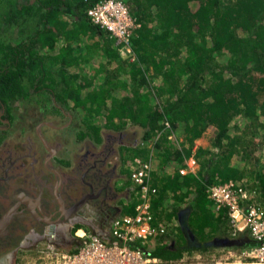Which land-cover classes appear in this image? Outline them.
Listing matches in <instances>:
<instances>
[{
  "label": "trees",
  "instance_id": "trees-1",
  "mask_svg": "<svg viewBox=\"0 0 264 264\" xmlns=\"http://www.w3.org/2000/svg\"><path fill=\"white\" fill-rule=\"evenodd\" d=\"M126 2L141 23L132 40L133 59L90 20L84 0L12 1L3 23L19 25L31 17L36 26L28 36L0 44V107L48 91L73 114L103 115L116 128L143 126L142 138L152 146H127L132 154L123 159L147 158L151 151L157 157L153 209L157 219L170 220L177 229L151 247L162 263L186 252L246 244L244 237H231L226 211L215 208L207 185L233 178L257 187L264 201V169L245 177L249 155L238 124L232 126L242 116L264 139V0ZM89 32L102 38L81 53L76 46ZM94 46L111 64L100 63L108 70L97 84L69 69L82 56L89 59ZM167 120L183 138L180 147L168 142ZM88 124L97 136L100 127ZM209 125L217 127L214 139L197 144ZM191 155L200 163L198 175H182L179 168Z\"/></svg>",
  "mask_w": 264,
  "mask_h": 264
},
{
  "label": "built area",
  "instance_id": "built-area-1",
  "mask_svg": "<svg viewBox=\"0 0 264 264\" xmlns=\"http://www.w3.org/2000/svg\"><path fill=\"white\" fill-rule=\"evenodd\" d=\"M84 1L88 3L86 12L90 20L133 54L132 40L141 23L130 11L126 0ZM165 128L171 130L170 138H176L168 120ZM140 143L146 142L141 140ZM184 162L179 168L182 175H198L200 163L194 155L186 157ZM152 170L153 151L147 158L136 156L129 164L136 198L134 212L112 218L107 231L78 228L74 234L77 242L73 246L49 244L43 250L41 264H162L160 257L150 254L151 247L162 237H172L174 223L156 218L153 198L158 187L152 181ZM207 194L217 210L226 211L232 226L231 237L248 236L246 244L227 246L222 250V256L264 261V201L258 188L227 178L208 184Z\"/></svg>",
  "mask_w": 264,
  "mask_h": 264
},
{
  "label": "flooded vegetation",
  "instance_id": "flooded-vegetation-1",
  "mask_svg": "<svg viewBox=\"0 0 264 264\" xmlns=\"http://www.w3.org/2000/svg\"><path fill=\"white\" fill-rule=\"evenodd\" d=\"M10 103L9 108L0 107V138L11 124ZM59 111L67 114L63 108ZM66 123L41 119L27 140V148L19 142L12 146L0 142V217L11 212L6 231L0 234V264H22L25 255H33L34 264H41L39 260L49 244L73 246L77 242L74 227L83 218L84 209H97L100 196V205L111 198L114 171L109 135L99 150L87 144L69 172L52 165L53 151L40 135L48 141L49 130L67 127ZM36 139L45 152H39L38 145L35 148Z\"/></svg>",
  "mask_w": 264,
  "mask_h": 264
},
{
  "label": "rangeland",
  "instance_id": "rangeland-1",
  "mask_svg": "<svg viewBox=\"0 0 264 264\" xmlns=\"http://www.w3.org/2000/svg\"><path fill=\"white\" fill-rule=\"evenodd\" d=\"M12 1L14 0L0 1V44L3 42L20 40L21 38L28 36V34H31L35 30L36 20L35 18L31 17L28 18V20L21 22L19 25H16L15 23H3V12L9 8ZM101 38L102 37L99 35H93L91 37V32H89L88 34H82L80 43L76 46V50L84 53L87 44H90L94 40L100 41ZM63 42L64 40L61 39L60 44H62ZM96 48L98 47L94 46L90 51L92 52V55L89 59H85V57L82 56L80 60L77 63L71 65L69 69L74 72H79L81 76L87 77L97 84L104 80L105 74L108 70L107 68L106 70L102 69L100 67V63L104 62L105 65L108 66H110L111 64L109 65V62L105 58V56H103L98 49L96 50ZM58 51L59 49L52 51V53ZM47 52L51 53V51L49 50ZM125 52L126 54H128V56H131L132 59L135 57L128 51L125 50ZM263 99L264 96L260 98V100ZM59 105V103H55L52 94L48 91H33L28 97H22L12 101L10 103V107L12 108L10 112L11 124L8 126L6 132L3 133L2 137L0 138V142H3L4 146H6V143L11 144L12 146L13 144H15V142H19L20 146L23 145L27 148V140L29 139V136L33 134L34 126H36V124H38L41 119H46L49 122H54L57 124L67 122L65 126L69 124L67 127L63 126L59 130L55 131V134L60 136L58 140L64 138L65 140H68V143L72 142V144L76 146L73 148H68L71 149V152L70 157L67 160H69L73 164L81 155V152H83V150L87 148V144H89L90 146L94 144L96 146V150H99L105 143L106 135H109V137H111V148L113 149V152L111 154V166H113L115 162H113V156L115 155V153L119 152L120 154V151L124 150L123 147L119 146L120 139L129 143H133V146L144 145L140 143L141 140H144L142 138L144 131L143 126L139 124L130 123L125 127L116 128L111 123H109L103 115L88 116L85 114L86 116H81L77 113L73 114L71 110H65L67 114H62L59 111V109L61 108ZM89 122L100 127L97 136L92 131H90L88 124ZM236 123L238 124L237 131H239L241 134L238 132L237 133L242 135L244 138L241 146L249 155L246 165L247 169L245 168V177L249 178L257 176L256 174L259 172V170L264 169V139L261 137V133L258 132V134H256L253 131L256 130V126H249V120H247L246 118L237 116L233 121L232 126ZM216 132L217 127L215 125H209L204 135L205 140L200 139L199 142H201L202 145H210L209 142L214 139ZM37 139L36 141H34L35 148H37L38 145V151L45 152L43 149L44 147L39 144V141ZM182 140V137H178L176 135V138H170L168 142L180 147ZM47 143L48 145L50 144L49 141H47ZM149 143H151V140L148 142L146 141L145 144ZM196 143H198V140ZM125 151L126 157L129 158L132 152H129L127 149H125ZM58 153V155H61L65 153V151L59 150ZM150 155H152V151ZM153 156L155 162V155L153 154ZM224 172H227V169H225ZM101 200L102 196L98 198L97 205H100L99 203ZM107 201L108 200L106 199L105 202L107 203ZM226 247L227 246L215 247L210 252H201L199 250L186 252L179 260L162 264H224L227 262L229 263L235 261L236 259H227L222 256V250ZM41 260L42 259H40L39 261L41 262ZM244 261L247 262L246 260ZM35 262L36 259L33 255H25L22 264H34Z\"/></svg>",
  "mask_w": 264,
  "mask_h": 264
},
{
  "label": "crops",
  "instance_id": "crops-1",
  "mask_svg": "<svg viewBox=\"0 0 264 264\" xmlns=\"http://www.w3.org/2000/svg\"><path fill=\"white\" fill-rule=\"evenodd\" d=\"M54 133L55 131L53 130H49L48 133L49 134L48 141L50 143L49 146L51 147V149H53V155H54L51 163L53 166L60 168L65 172H69L71 167L73 166V163L67 160L70 157V152H71V149L68 148H73L76 146H74L72 142L68 143V140H65L64 138H63L64 140L63 139L58 140L60 136L54 135ZM200 139L205 140V136L201 137ZM200 139H198V143L202 144L201 142H199ZM119 142H120L119 146L123 147L124 150H121L120 154L119 152H116L115 155L113 156V162L114 161L115 162L114 165L111 166V168L114 171V174L112 175L111 178V198L107 199L108 201L107 203L105 202L106 204L104 203L103 205H99L97 209L93 208L94 210H89L87 208L84 209L83 207V209L85 210V212L83 213V218L81 219V221L77 223L74 229L85 228L86 230H97L101 232L107 231L109 229V221L112 218L126 213L134 212L135 204L133 203L136 202V198L133 195V184L130 180L129 166H128V164H130L131 161L128 162V161H124L123 159L124 158L123 155H125L126 152L125 151L126 147L133 145V143H129L122 139H120ZM203 145L207 146L209 144H203ZM59 150L61 151L63 150L65 151V153L58 155ZM85 151L86 149H84L83 152H81V154L84 153ZM35 165L36 168L38 169V167L40 166L39 160L38 162H36ZM160 174L163 175V171L162 172L160 171ZM152 175H153L152 176V181H153V178L155 180V177L154 174ZM71 225H72L71 222L68 223V228H67L68 230L71 228ZM176 233H177V229L174 227L172 237L175 236ZM68 235L69 237L70 236L73 237V233L71 234L69 231H68ZM247 237L244 236L245 239Z\"/></svg>",
  "mask_w": 264,
  "mask_h": 264
},
{
  "label": "water",
  "instance_id": "water-1",
  "mask_svg": "<svg viewBox=\"0 0 264 264\" xmlns=\"http://www.w3.org/2000/svg\"><path fill=\"white\" fill-rule=\"evenodd\" d=\"M40 136L44 144L47 146V148L53 151V149H51V147L48 145L47 140L43 137V135L41 134ZM10 220H11V212H7L5 215L0 217V234L6 231L7 224L9 223Z\"/></svg>",
  "mask_w": 264,
  "mask_h": 264
},
{
  "label": "bare ground",
  "instance_id": "bare-ground-1",
  "mask_svg": "<svg viewBox=\"0 0 264 264\" xmlns=\"http://www.w3.org/2000/svg\"><path fill=\"white\" fill-rule=\"evenodd\" d=\"M230 261H232V260H230ZM219 264H221V263H219ZM224 264H264V261L251 260V261L245 262L244 260H235L233 262H229V263L227 262Z\"/></svg>",
  "mask_w": 264,
  "mask_h": 264
}]
</instances>
